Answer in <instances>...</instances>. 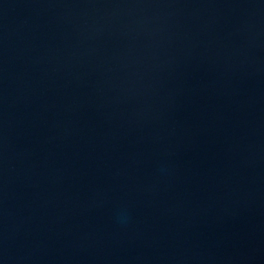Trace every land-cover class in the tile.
I'll return each instance as SVG.
<instances>
[{
  "label": "water",
  "instance_id": "obj_1",
  "mask_svg": "<svg viewBox=\"0 0 264 264\" xmlns=\"http://www.w3.org/2000/svg\"><path fill=\"white\" fill-rule=\"evenodd\" d=\"M0 264H264V0H0Z\"/></svg>",
  "mask_w": 264,
  "mask_h": 264
}]
</instances>
